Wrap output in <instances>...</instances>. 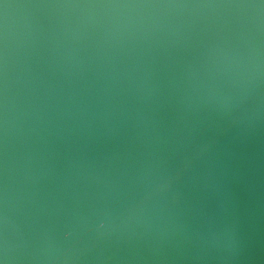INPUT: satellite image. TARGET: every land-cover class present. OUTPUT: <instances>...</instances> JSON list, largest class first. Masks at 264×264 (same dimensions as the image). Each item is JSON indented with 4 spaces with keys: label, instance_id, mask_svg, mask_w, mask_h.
<instances>
[{
    "label": "water",
    "instance_id": "95a60500",
    "mask_svg": "<svg viewBox=\"0 0 264 264\" xmlns=\"http://www.w3.org/2000/svg\"><path fill=\"white\" fill-rule=\"evenodd\" d=\"M0 264H264V0H0Z\"/></svg>",
    "mask_w": 264,
    "mask_h": 264
}]
</instances>
